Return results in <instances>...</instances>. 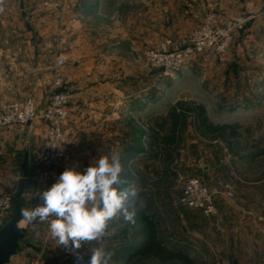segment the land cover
Returning <instances> with one entry per match:
<instances>
[{
	"label": "rangeland",
	"instance_id": "obj_1",
	"mask_svg": "<svg viewBox=\"0 0 264 264\" xmlns=\"http://www.w3.org/2000/svg\"><path fill=\"white\" fill-rule=\"evenodd\" d=\"M102 10L100 20L93 22L94 27L90 22L87 24L103 38L128 36V44L123 45L132 62L128 73L132 79L138 76L146 79L147 112L142 121L150 116L165 114L170 105L176 99L179 100L178 97L192 95L206 104L214 123L241 124L240 145L244 148L237 154L230 153L228 144L222 141L189 138L187 147L180 150V159L173 167L178 174L181 173L178 175L179 180L173 185L166 183L164 185L167 187L157 191L156 212L153 208L146 209L148 211L145 215L149 221L158 225L165 242H175L179 247L187 243L201 245L205 242L203 231L211 225L208 220L210 218H205L200 210L181 204L175 206L185 181L198 177L209 188L222 182L233 193V196L221 194L216 197L218 219L215 217L216 221L212 218L211 222L222 226L257 225L261 227L259 234L264 239V0H106ZM13 25L9 20L0 21V47L11 44L19 47L33 45L40 49V54L37 58H30L29 70L11 69L9 65L0 69V103L23 101L26 97H32L38 113L43 114L55 91L53 67L56 59L62 56L67 61L59 69L62 75L71 59L68 55L71 45H65L59 39L57 23L51 26L48 35L43 38L35 30L34 23L26 21L24 26L32 30L33 37L29 39L31 44L20 33V28L17 34L11 33ZM223 30L232 34V41L219 55L217 49L222 46ZM207 33L208 38L205 36ZM197 42L203 43L204 51L192 54L181 70L172 75L165 73L164 68L156 65L149 55L157 50L175 51L185 46L193 47ZM64 88L68 89L65 85ZM67 108V136L61 163L68 151L74 154L79 152L71 150V146L88 137L83 134V129L77 132V127L90 128L85 117L75 126L70 116V96ZM37 122L45 126L44 140L48 123L45 119L34 123ZM30 126L8 127L3 131L26 130ZM18 133L14 140L3 139V151L0 154V201L8 193L14 195L26 168L22 148L15 147L18 144L16 141L25 142ZM67 146L70 149L68 151ZM39 148L32 158L35 175ZM139 157L146 159L145 154L140 153ZM200 162L211 166L208 173L201 171ZM147 163L142 161L141 169L148 168ZM149 164L148 171L155 167L154 163ZM219 204L227 208L228 218L221 213ZM10 216L7 211L0 209V226ZM116 221L119 227L115 231L118 232L124 220L120 217ZM24 225L25 221L21 223V226ZM259 239L257 237V241ZM38 240L40 250L35 251L43 253L47 246L52 245L45 241L44 235ZM263 251L260 255L262 260ZM217 255L226 257L216 251L213 258Z\"/></svg>",
	"mask_w": 264,
	"mask_h": 264
},
{
	"label": "crops",
	"instance_id": "obj_2",
	"mask_svg": "<svg viewBox=\"0 0 264 264\" xmlns=\"http://www.w3.org/2000/svg\"><path fill=\"white\" fill-rule=\"evenodd\" d=\"M45 1L47 0H0V21L9 20L12 25L14 24V30L11 33L17 34V29L20 28V33L28 39L27 43L29 44H31L29 39L33 35L32 30L24 26L26 21L33 22L36 27L35 30L43 38L48 35L51 26L57 23L59 39L63 44L71 45V50L68 52L71 59L68 61V68H65L62 73L64 85L68 87L70 92V116L73 117L75 126L85 117L90 128L78 126L79 130L77 127V132L83 129V134H87L88 137L71 146V150L79 151L77 154L70 153L67 146L66 151L68 152L61 163L60 173L73 167L84 173L87 167L91 166L92 163L95 164L101 156L111 158L116 155L123 166L122 179L126 181L122 187L134 185L137 188V209H142L145 214L148 208H153L156 212L157 191L166 185L152 186L140 182L138 179L133 184L128 181L132 162L129 159L130 151L137 142L141 144L138 135L141 129H144L142 119L145 118L147 112L146 79L139 76L132 79L128 73V68L132 62L128 59V51L123 46L127 43L128 36L123 35L118 39L111 36L103 38L104 36H98L95 28L94 31L87 24L90 22L93 26V22L102 16V8L106 0H66L60 15H57L59 12L45 6ZM139 53L140 47L138 48L140 57ZM39 54L40 49L33 45L31 47H19L11 44L0 47V69L9 65L11 69L29 70L31 67H29L28 61L31 57L37 58ZM178 98L198 100L206 107L202 100L192 95ZM208 116L211 119L209 113ZM44 131V124L37 122L26 130H2L0 132V154L3 151V139L11 138L14 140L18 132L21 135L19 137L25 139L23 144L16 141L18 144L15 147L22 148L24 157L26 168L23 170L20 180L24 185V205L28 209L43 203L38 193L46 190L45 187L35 181V170L32 167V158L43 140ZM183 137L184 140L180 149L182 151L187 147L189 138L204 139L195 133L192 126L187 128ZM143 143L142 140V145ZM142 161L148 162L147 164L154 163L155 168L161 167L160 163L150 158L137 157L133 163L141 169ZM210 169L209 164L203 165L201 163L203 173H208ZM179 174L181 175V173ZM178 180V177L171 180L169 185H173ZM144 191L146 193H143ZM178 197L175 200V206L180 204ZM219 208L221 213L227 217V208L220 204ZM216 218L213 220L217 221L218 218ZM208 220H210L211 225L203 231L206 241L202 242L201 245L200 243L197 245L187 243L184 247H179V244L175 242H165L158 225L150 223L151 227L157 231L158 240L161 241L163 247L171 252L185 254L193 264H214L215 257L213 258V254L216 251H220L221 254L231 259L233 264H263L260 256L264 248V239L259 234L261 227L257 225L222 226L211 222L212 218ZM121 224L122 228L116 232V228L119 227L116 219L109 223L110 235L103 242L106 252L110 254L108 264H184L178 258H169L164 261L157 255H142L139 251L142 246L141 240L134 241L129 223L123 221ZM43 235L44 225L38 220L31 225H24L19 247L7 264H21L32 260L34 251L40 250L38 239ZM257 237H260V242L257 241ZM96 246V242L82 245L88 261L91 257L89 249ZM45 249L47 250L43 252L42 264H70L55 245L47 246Z\"/></svg>",
	"mask_w": 264,
	"mask_h": 264
},
{
	"label": "built area",
	"instance_id": "obj_3",
	"mask_svg": "<svg viewBox=\"0 0 264 264\" xmlns=\"http://www.w3.org/2000/svg\"><path fill=\"white\" fill-rule=\"evenodd\" d=\"M65 1L47 0L44 2V5L60 12L64 8ZM205 36L208 38V33ZM222 36V46L217 49L219 55L223 54V51L227 49L232 41V34L229 31L223 30ZM202 44L201 42H197L193 47L185 46L183 49L175 51H169L168 49L157 50L149 55L156 65L164 68L165 73L172 75L181 70L192 54L204 51ZM66 62L65 57L62 56H58L56 59L53 67L55 91L43 114L38 113L36 102L32 97H26L23 101L0 103V132L8 127L20 125L27 127L39 119L47 121L46 135L35 160V166H38L35 179L45 189L50 188L59 178L61 174V159L65 151L67 136L65 126L69 117L67 104L70 92L64 88V78L59 69ZM221 194L233 196V193L228 191L226 185L222 182H218L213 188H209L198 177H191L183 185L179 203L184 207L200 210L206 218H215L218 215L216 197ZM12 199L13 193H8L0 201V209L7 211L8 215L12 213ZM44 237L46 242L55 245L59 249L63 257L70 264H88V257L82 247L76 250L74 254L70 248L58 246L56 240L50 234L47 223H44ZM77 254L82 256L83 259L78 260ZM42 260L43 253L41 251H34L33 259L21 264H42ZM214 264H233V262L227 257L217 255Z\"/></svg>",
	"mask_w": 264,
	"mask_h": 264
},
{
	"label": "clouds",
	"instance_id": "obj_4",
	"mask_svg": "<svg viewBox=\"0 0 264 264\" xmlns=\"http://www.w3.org/2000/svg\"><path fill=\"white\" fill-rule=\"evenodd\" d=\"M123 166L118 156H101L84 173L75 167L65 169L57 181L38 193L43 203L31 209L22 208L26 224L37 220L47 223L58 246L75 254L83 244L96 242L88 264H108L110 254L103 242L110 235L109 223L122 217L135 223L138 191L134 185L122 187ZM77 259L83 257L77 254Z\"/></svg>",
	"mask_w": 264,
	"mask_h": 264
},
{
	"label": "trees",
	"instance_id": "obj_5",
	"mask_svg": "<svg viewBox=\"0 0 264 264\" xmlns=\"http://www.w3.org/2000/svg\"><path fill=\"white\" fill-rule=\"evenodd\" d=\"M142 124L144 129L142 128L138 135L141 144L137 142L130 151L129 159L132 161L128 179L130 184L138 179L140 182L156 186L176 179L178 173L173 167L180 159L183 136L189 126H192L195 133L204 139L227 143L232 154H237L244 148L240 145L241 124L214 123L209 118L205 105L196 100L179 99L170 105L165 114L150 116ZM140 153L160 163L161 167H154L148 171L150 164H147L146 169H140L137 164H132ZM129 225L134 241L137 242L136 240L140 239L142 242L139 249L142 255H157L164 261L169 258H178L184 264H193L185 254L168 251L161 245L157 231L151 227L149 218L142 209H137L135 223H129Z\"/></svg>",
	"mask_w": 264,
	"mask_h": 264
},
{
	"label": "water",
	"instance_id": "obj_6",
	"mask_svg": "<svg viewBox=\"0 0 264 264\" xmlns=\"http://www.w3.org/2000/svg\"><path fill=\"white\" fill-rule=\"evenodd\" d=\"M203 163V159H201ZM24 185L20 183L12 199V213L4 224L0 226V264H7L16 253L23 236L21 209L26 208L23 201Z\"/></svg>",
	"mask_w": 264,
	"mask_h": 264
},
{
	"label": "bare ground",
	"instance_id": "obj_7",
	"mask_svg": "<svg viewBox=\"0 0 264 264\" xmlns=\"http://www.w3.org/2000/svg\"><path fill=\"white\" fill-rule=\"evenodd\" d=\"M23 221H24V220H23ZM23 221H22V222H23ZM22 222H21V223H22Z\"/></svg>",
	"mask_w": 264,
	"mask_h": 264
}]
</instances>
